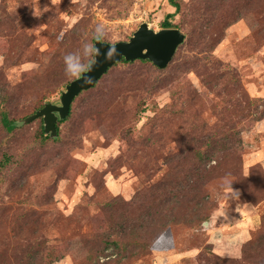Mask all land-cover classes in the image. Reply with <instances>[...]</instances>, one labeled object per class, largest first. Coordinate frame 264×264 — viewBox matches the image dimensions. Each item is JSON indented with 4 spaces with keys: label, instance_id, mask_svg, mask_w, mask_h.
I'll return each instance as SVG.
<instances>
[{
    "label": "rangeland",
    "instance_id": "rangeland-1",
    "mask_svg": "<svg viewBox=\"0 0 264 264\" xmlns=\"http://www.w3.org/2000/svg\"><path fill=\"white\" fill-rule=\"evenodd\" d=\"M166 19L165 68L114 64L55 138L19 123L66 55ZM1 112L0 264H264V0H0Z\"/></svg>",
    "mask_w": 264,
    "mask_h": 264
},
{
    "label": "water",
    "instance_id": "water-1",
    "mask_svg": "<svg viewBox=\"0 0 264 264\" xmlns=\"http://www.w3.org/2000/svg\"><path fill=\"white\" fill-rule=\"evenodd\" d=\"M184 38V33L177 28H161L155 31L146 22H142L128 40L110 43L96 38L93 42L94 57L89 61L92 64V71L84 74L90 77V80L85 82L83 75L74 78L60 93L58 104L47 102L33 114L19 120V123H27L41 117L44 132L50 137H55L56 122L69 114L74 98L80 91L91 88L111 66L121 59L132 61L140 58L149 60L158 68H165ZM113 49L116 54L108 58L107 54Z\"/></svg>",
    "mask_w": 264,
    "mask_h": 264
},
{
    "label": "clouds",
    "instance_id": "clouds-1",
    "mask_svg": "<svg viewBox=\"0 0 264 264\" xmlns=\"http://www.w3.org/2000/svg\"><path fill=\"white\" fill-rule=\"evenodd\" d=\"M101 31L102 29L100 27H97L96 32L101 33ZM114 54H116L115 49L110 51L107 54V57L110 58ZM64 64H65V72L67 75L78 77V78L83 75L85 82L90 80V77L84 74L86 72L92 71L91 62H89L87 65L82 64L77 56H75L74 54H68L64 58Z\"/></svg>",
    "mask_w": 264,
    "mask_h": 264
},
{
    "label": "trees",
    "instance_id": "trees-1",
    "mask_svg": "<svg viewBox=\"0 0 264 264\" xmlns=\"http://www.w3.org/2000/svg\"><path fill=\"white\" fill-rule=\"evenodd\" d=\"M161 27L162 28H169V27H171V24H170V22L166 19V20H164L162 23H161ZM97 38H99V37H97ZM140 59V58H139ZM119 62H128V61H126V60H124V59H121ZM119 62H117V63H119ZM100 79V78H99ZM98 81V80H97ZM94 86V85H93ZM92 86V87H93ZM87 90V89H86ZM82 91H84V90H82ZM81 92V91H80ZM79 92V93H80ZM73 102V101H72ZM0 118H1V121L3 122V124L5 125V127H6V129L7 130H11V129H13V125H11L10 123H9V120L7 119V115H6V113H4V112H1V114H0ZM61 121H63V120H58L57 122H56V124L58 123V122H61ZM57 130V129H56ZM41 135H42V137L43 138H55V137H50L48 134H46L45 132H44V129H43V131L41 132Z\"/></svg>",
    "mask_w": 264,
    "mask_h": 264
}]
</instances>
